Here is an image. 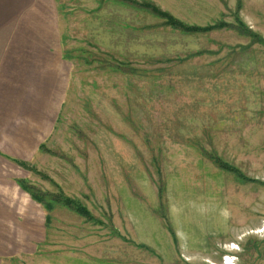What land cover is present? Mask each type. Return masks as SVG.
I'll return each mask as SVG.
<instances>
[{
	"label": "rangeland",
	"instance_id": "1",
	"mask_svg": "<svg viewBox=\"0 0 264 264\" xmlns=\"http://www.w3.org/2000/svg\"><path fill=\"white\" fill-rule=\"evenodd\" d=\"M37 1L54 113L0 90V264H264V0H134L234 25L207 34L125 0Z\"/></svg>",
	"mask_w": 264,
	"mask_h": 264
},
{
	"label": "crops",
	"instance_id": "2",
	"mask_svg": "<svg viewBox=\"0 0 264 264\" xmlns=\"http://www.w3.org/2000/svg\"><path fill=\"white\" fill-rule=\"evenodd\" d=\"M37 2L0 0V90L6 102L17 104V111L44 121L54 113L48 72L55 70V54L49 18L34 12Z\"/></svg>",
	"mask_w": 264,
	"mask_h": 264
},
{
	"label": "trees",
	"instance_id": "3",
	"mask_svg": "<svg viewBox=\"0 0 264 264\" xmlns=\"http://www.w3.org/2000/svg\"><path fill=\"white\" fill-rule=\"evenodd\" d=\"M120 1H124V0H120ZM124 2H127L130 5H133L137 8H141V9L148 11L153 16H156L162 19L165 22L166 26H169L171 29L177 30L184 34H207L213 31L221 30V29L234 28V25L228 24L225 22H218V23L209 24L206 26L188 25L174 18L171 14L161 10L160 8H158L152 3H149V2L139 3L134 0H125ZM237 23L239 26H243L242 23H239V22ZM246 32L247 33H244V34H249L250 31L246 30ZM212 161L222 171L230 173L234 175L236 178H239L244 182H254L253 179L247 178L245 175H243L238 168L228 164L227 162L222 161L218 157L216 156L212 157ZM20 166L27 167L24 164H20ZM19 184L23 190L25 191L27 190V192L31 195V198L34 201L43 204V207L47 211L52 210L54 205H61L73 211L75 214H77L78 216L88 221H95V218L91 215L89 210L83 205H81L80 203H78L77 201L73 200L72 198L66 197L63 194H59L53 197L50 201L44 202L43 199H41L40 197L32 193L29 187L22 184V182ZM48 221H49V216H46V223Z\"/></svg>",
	"mask_w": 264,
	"mask_h": 264
},
{
	"label": "built area",
	"instance_id": "4",
	"mask_svg": "<svg viewBox=\"0 0 264 264\" xmlns=\"http://www.w3.org/2000/svg\"><path fill=\"white\" fill-rule=\"evenodd\" d=\"M231 263H232V261H231ZM224 264H226V263L224 262Z\"/></svg>",
	"mask_w": 264,
	"mask_h": 264
}]
</instances>
